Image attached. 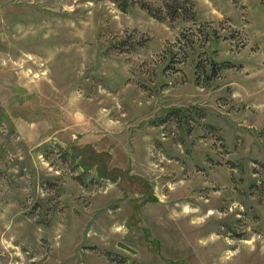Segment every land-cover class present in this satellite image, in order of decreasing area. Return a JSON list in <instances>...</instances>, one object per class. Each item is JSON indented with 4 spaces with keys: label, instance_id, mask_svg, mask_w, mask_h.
I'll return each mask as SVG.
<instances>
[{
    "label": "rangeland",
    "instance_id": "374dc122",
    "mask_svg": "<svg viewBox=\"0 0 264 264\" xmlns=\"http://www.w3.org/2000/svg\"><path fill=\"white\" fill-rule=\"evenodd\" d=\"M117 1L0 0V264H264V0Z\"/></svg>",
    "mask_w": 264,
    "mask_h": 264
},
{
    "label": "trees",
    "instance_id": "16d2710c",
    "mask_svg": "<svg viewBox=\"0 0 264 264\" xmlns=\"http://www.w3.org/2000/svg\"><path fill=\"white\" fill-rule=\"evenodd\" d=\"M230 1L233 2V3H235V4H237V3L240 2V0H230ZM115 2L118 3L117 0H115ZM142 8L145 9V10H147L151 15H153L154 18L159 19L158 16L155 15V13H152L153 11H152V9H150L149 7H145V6H143ZM120 9L123 10V11L125 12V11L127 10V6H120Z\"/></svg>",
    "mask_w": 264,
    "mask_h": 264
},
{
    "label": "water",
    "instance_id": "95a60500",
    "mask_svg": "<svg viewBox=\"0 0 264 264\" xmlns=\"http://www.w3.org/2000/svg\"><path fill=\"white\" fill-rule=\"evenodd\" d=\"M119 247L122 248V249H124V250H126V251H128V252H130V253H132V254H135L136 253L133 249H131L127 245L119 244Z\"/></svg>",
    "mask_w": 264,
    "mask_h": 264
}]
</instances>
